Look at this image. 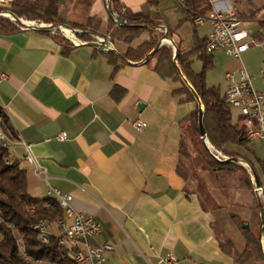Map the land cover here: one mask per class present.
<instances>
[{
    "label": "crops",
    "instance_id": "obj_1",
    "mask_svg": "<svg viewBox=\"0 0 264 264\" xmlns=\"http://www.w3.org/2000/svg\"><path fill=\"white\" fill-rule=\"evenodd\" d=\"M147 1L118 0L121 13L109 0L60 2L57 16L87 26L71 44L53 30H0V70L7 76L0 84V109L15 133L10 154L26 169L31 196L50 197L49 189L70 194L72 208L101 225L87 240L111 245L104 264H264V245L261 259L245 263L221 248L220 210L205 204L197 186L187 185L190 174L179 158L181 127L199 103L174 93L184 83L181 75L177 79L154 69L158 49L144 60L156 45L139 60L124 55L127 47L154 37L161 41L158 48H172L175 61L178 48H193L210 25L202 33L192 23V34L183 40L178 27L186 14L179 4L175 8L184 15L174 26L161 15L159 0H152L148 11L156 24H139L140 38L125 42L107 34L109 50L97 46V35L124 22L123 11L140 12ZM219 51L210 53L212 59ZM108 53L117 59L110 61ZM195 56L191 67L198 72ZM136 118L147 125L134 129ZM238 120L237 111L232 121ZM60 131L67 133L65 139L56 138ZM27 154L46 177L36 175ZM50 231L56 232L55 226ZM225 240L238 251L244 248V240ZM170 254L176 260L161 261Z\"/></svg>",
    "mask_w": 264,
    "mask_h": 264
},
{
    "label": "trees",
    "instance_id": "obj_2",
    "mask_svg": "<svg viewBox=\"0 0 264 264\" xmlns=\"http://www.w3.org/2000/svg\"><path fill=\"white\" fill-rule=\"evenodd\" d=\"M62 1L64 0H19L12 5V12L17 16L38 18L56 23L57 8ZM109 2L117 13H121L122 7L118 0H109ZM151 4L152 0H148L144 9L137 13L123 11L124 22L110 31L111 37L129 42L139 34L141 28L138 26L139 24L155 25L154 14L151 15L148 11V6ZM210 8L209 4L201 0H186L184 6L179 5V9L186 14L185 18L190 20L193 14H204ZM245 16L247 20L258 23L259 32L253 37L255 40L261 41L264 38V4L250 10ZM15 29L18 28L7 21L0 22L1 31ZM149 30L151 31V29ZM156 42V38L150 37L135 47H128L124 55L134 60L142 59L156 45ZM205 44L206 38L202 37L197 41V45L186 52H182L178 48L175 61H173L172 48L161 46L154 53L156 62L153 67L160 74L177 79L179 78L177 67L182 71L203 104L202 124L207 139L215 147L228 152L231 157H240L246 160L251 173H256L259 179L258 173L264 175V160L256 158L252 161L238 151L239 148L247 149L249 145L244 125L241 120L232 121L230 107L224 101L220 89L216 86H207L205 82V73L212 66V55L206 52ZM194 54L202 62V68L198 72H195L191 67V57ZM108 57L110 61L117 59V55L114 53H108ZM181 84L174 89L175 94H184L183 88L188 92L182 81ZM190 96L191 98L183 97L181 100L193 99L192 95ZM0 114L2 115V127L11 138H14L15 133L7 115L1 109ZM187 138L193 146L191 153L188 151ZM179 158L181 161L187 160L192 164V182L196 183L198 192L199 189L208 190L206 183H202L200 180L198 171L206 170V173L209 174L207 179L212 182L211 180L217 179L220 171L243 168L238 163L216 160L208 154L200 138L198 108L189 113L182 121ZM243 173L246 178V186L254 189V183L250 181L244 168ZM262 204L264 209V196H262ZM63 213L58 199L54 196L36 198L29 194L26 169L21 166L18 159L10 154V149L0 144V264H75L70 252L57 242L55 222L63 217ZM41 219H45L50 227L55 226L56 228V232H50L46 242L39 238V231L34 228ZM243 238L245 244L241 251L236 250L230 241H221V248L239 263L261 259L259 237L249 227H246ZM17 239L23 241L25 252L31 257L30 260H25L20 255Z\"/></svg>",
    "mask_w": 264,
    "mask_h": 264
},
{
    "label": "built area",
    "instance_id": "obj_3",
    "mask_svg": "<svg viewBox=\"0 0 264 264\" xmlns=\"http://www.w3.org/2000/svg\"><path fill=\"white\" fill-rule=\"evenodd\" d=\"M18 1L0 0V17L20 23L18 29H36L37 27H50L52 25L41 22L36 23L34 20H24L15 15L12 12V5ZM177 1L179 5L184 6L186 0ZM201 1L209 4L211 8L204 14H193L191 21L196 26H202L205 23L210 25L205 44L207 53L221 50L234 58H240L241 54L247 51L251 44H262L264 46V38L261 41H257L251 36L249 31L242 25V20L229 0ZM56 28L64 31V36L71 42L74 41L75 30L67 29L63 25H59ZM6 77V74L0 70V84ZM224 78V101L230 108H235L238 111L239 118L245 128L246 139L249 143L256 140L264 142V92L258 91L254 87L252 83L253 77L243 66L234 71H226ZM260 78L264 81V60L260 69ZM131 125L134 129L140 130L147 123L142 119L136 118L131 122ZM66 136L67 133L65 131H60L56 134L58 139H65ZM11 143L12 138L11 140L0 139V144L6 145L8 149H10ZM204 146L215 159H227H221L218 150L213 152L207 140L204 141ZM25 159L36 167L37 176L43 175L46 177L45 171L36 165L32 155L27 154ZM251 179L254 182L253 174ZM254 191L260 198L264 196V189L261 185H254ZM48 193H53V196L61 199L64 205L63 217L55 222L58 244L67 249L74 259H80V264H104V251L110 250L111 245L109 243H105L102 246L92 245L87 240L88 237L100 232L101 225L90 215L76 212L70 205L72 200L70 194H61L56 189H49ZM34 228L39 229V238L46 242L47 236L51 232L49 223L45 219H41ZM17 247L20 255L25 260L31 259L25 252L21 239H17ZM174 260L176 258L171 254L161 259L165 263H170Z\"/></svg>",
    "mask_w": 264,
    "mask_h": 264
},
{
    "label": "rangeland",
    "instance_id": "obj_4",
    "mask_svg": "<svg viewBox=\"0 0 264 264\" xmlns=\"http://www.w3.org/2000/svg\"><path fill=\"white\" fill-rule=\"evenodd\" d=\"M232 6L235 7V10L239 16V18L242 20V25L250 31L252 35H255L259 32V25L257 22L252 20H247L246 16L250 10H254L261 5L264 4V0H229ZM177 0H159V8H161V15L165 17L166 21H168V24H172L174 26L178 25L180 18L184 15V13L181 10H178L175 8V5L177 4ZM20 18L24 20H34L36 23H45V24H52V25H63L67 29H72L76 31H81L85 29L87 26L84 25H74L71 24L68 19H61L59 16H57L56 23H50L43 21L38 18H30L25 16H19ZM7 21L11 24H13L15 27H19L20 23L16 21L9 20L5 17H0V22ZM115 27H110L107 31L104 33H101L100 35L104 36L105 38L108 36L111 40L117 39L113 38L110 35V31ZM147 28H151V26H147ZM209 28V24L205 23L204 25L200 26V32L205 33ZM194 29V26L192 24V21L189 19L183 20L179 27L178 32L182 36L183 40H188L190 35L192 34ZM199 29V28H198ZM56 36L59 38H62L63 40L67 41V43H70V40L64 36V31L59 30L58 28L52 29ZM144 31H141L137 37L140 38L142 36ZM73 39H76V34L74 35ZM128 48V47H127ZM149 52V51H148ZM147 52V53H148ZM264 60V46L262 44H251L249 46V49L241 54L240 58H234L228 54H226L223 51L215 52L213 53V59H212V66L206 71L205 73V81L210 86H216L222 91V89L225 86V79H224V73L226 71L234 70L238 67H244L248 73L253 77L252 83L256 89L259 91H264V81L260 78V69L263 64ZM193 62V68H198L201 70L202 68V62L195 56L192 60ZM179 82H177L178 84ZM185 86L186 84L183 83ZM182 85V84H180ZM187 87V86H186ZM188 92L186 89L183 88L184 97L191 98L190 95L194 98L191 90L187 87ZM202 104V103H201ZM201 109L203 111L204 107L203 104L201 105ZM232 117H236L237 110L235 108H230ZM209 142L210 147L212 151L218 150L219 156L221 159L229 158L231 157L228 152L221 148H217L214 145ZM187 144H188V151L191 153L193 151V146L190 143L189 138H187ZM204 144V143H203ZM206 148V147H205ZM230 150V149H228ZM240 153L244 154L248 159L254 160L256 158H259L260 160H264V142L263 141H253L249 143L247 149H240ZM242 151V152H241ZM208 154L213 157L209 151L207 150ZM224 157V158H222ZM214 158V157H213ZM215 159V158H214ZM242 160V163H238L241 165L247 175L250 178V181L254 183L251 179L252 173L248 166V162L242 158H238ZM217 160V159H216ZM187 165V170L189 176L188 181V187L189 188H196V183L191 182L192 176H191V168L192 164L189 163V161L185 160L183 161ZM243 168H233L230 171H220L218 172L217 179L211 180L212 182H209L210 180L207 179V176H209L208 173L205 171H198L200 180L206 183L208 190L203 191L202 189H199V192L204 198L205 204L209 208H215L219 211V217L216 223V229H218V233L220 234V240L221 241H227L225 239L231 238L233 241L236 240V242H244L243 238V232L246 230L242 225L246 224L249 229L254 232L259 237V223H260V210L257 203L256 193L254 189L249 188L246 186V178L243 173ZM259 179H260V185L264 189V175L261 173H258ZM198 188V187H197ZM261 204H262V197L260 198ZM263 207V204H262ZM264 210V209H263ZM259 243L261 245H264V229L261 233V236L259 238Z\"/></svg>",
    "mask_w": 264,
    "mask_h": 264
},
{
    "label": "water",
    "instance_id": "obj_5",
    "mask_svg": "<svg viewBox=\"0 0 264 264\" xmlns=\"http://www.w3.org/2000/svg\"><path fill=\"white\" fill-rule=\"evenodd\" d=\"M59 25H51L50 27H37L36 29H45V30H52L53 28H56L58 27ZM75 34L79 33V31H74ZM98 37V41H97V46H102V45H105L107 41V39L101 35H97ZM71 42V41H70ZM160 43L161 41H158L156 46L146 55L145 59L146 60L147 58H149L150 56L153 55V53L158 49V47L160 46ZM109 44V43H108ZM106 44L104 48H106L107 50H109V45ZM176 55V54H175ZM177 71L178 73L181 75L184 83L188 86V88L191 90L194 98L196 99V101H198L199 103V109H198V128H199V133H200V138L202 139L203 143L204 141L206 140V134H205V130H204V127H203V124H202V117H203V111L201 109V101H200V98L199 96L197 95L196 91L193 89V87L190 85V83L186 80V78L182 75L180 69L177 67ZM225 162H233V163H242V160L236 158V157H229L227 159L224 160ZM249 166V164H248ZM253 178H254V185L255 186H259L260 183H259V180H258V177L256 175V173H253ZM257 198V203H258V206H259V210H260V223H259V238L261 236V233L264 229V210H263V207H262V204H261V200H260V197L257 195L256 196ZM244 228L247 227L246 224L242 225Z\"/></svg>",
    "mask_w": 264,
    "mask_h": 264
},
{
    "label": "bare ground",
    "instance_id": "obj_6",
    "mask_svg": "<svg viewBox=\"0 0 264 264\" xmlns=\"http://www.w3.org/2000/svg\"><path fill=\"white\" fill-rule=\"evenodd\" d=\"M66 32H67V30H66ZM1 121H2V115L0 114V139H2V140H11V137L7 134V132L2 127ZM2 146L8 148L6 145H2ZM50 196H53V193H50ZM54 197L57 198L56 196H54ZM58 201L60 203V207L64 211V205L62 204V200L58 199ZM38 231H39V229H38ZM47 238H48V236H47ZM72 258H73L75 264H80V259H74V257H72Z\"/></svg>",
    "mask_w": 264,
    "mask_h": 264
}]
</instances>
